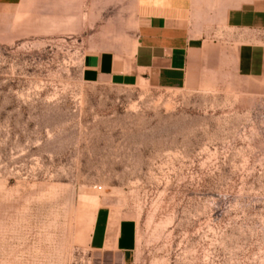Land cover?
Returning a JSON list of instances; mask_svg holds the SVG:
<instances>
[{
  "label": "rangeland",
  "instance_id": "obj_1",
  "mask_svg": "<svg viewBox=\"0 0 264 264\" xmlns=\"http://www.w3.org/2000/svg\"><path fill=\"white\" fill-rule=\"evenodd\" d=\"M210 1L178 90L82 81L129 56L133 0L0 7V264H264V31ZM97 209L128 251L90 249Z\"/></svg>",
  "mask_w": 264,
  "mask_h": 264
},
{
  "label": "crops",
  "instance_id": "obj_2",
  "mask_svg": "<svg viewBox=\"0 0 264 264\" xmlns=\"http://www.w3.org/2000/svg\"><path fill=\"white\" fill-rule=\"evenodd\" d=\"M22 1L0 0V7L18 6ZM228 2L229 9L222 15L226 28L264 31V0L242 4L233 0L241 8H230L232 4ZM214 6L209 0H133L135 29L129 56L111 52L85 55L80 65L82 81L118 87L138 83L168 90L184 88L192 58L203 47V38L209 30L206 24L213 22ZM98 209L92 220L90 249L128 251L131 233L124 223L126 219L112 214L103 222L98 218Z\"/></svg>",
  "mask_w": 264,
  "mask_h": 264
}]
</instances>
